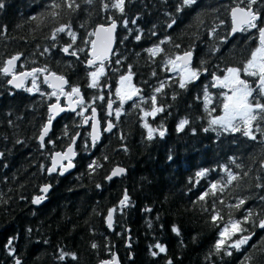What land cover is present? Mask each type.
<instances>
[{"label":"trees","instance_id":"trees-1","mask_svg":"<svg viewBox=\"0 0 264 264\" xmlns=\"http://www.w3.org/2000/svg\"><path fill=\"white\" fill-rule=\"evenodd\" d=\"M229 1L198 0L195 10L176 13L179 0H126L122 17L115 9L104 10L102 0H93L92 4L79 0L80 9L70 11L62 7L57 10L60 14L52 17L48 15L52 0H3L6 7L0 9V66L4 60L19 53L22 55L17 72L47 66L51 71L65 75L71 85L80 86L86 105L92 104L94 97L104 95L105 100L94 102L99 118L102 117L104 123L112 120L116 127L112 133H103L102 142L96 148L85 151L83 146L89 125L77 127L80 118L73 119V113H64L54 121L53 139L57 136L60 139L42 153L36 137L47 118L48 104L54 102L55 97L24 89L13 90L7 84L9 77L0 74V152L4 153L0 156V264H14L16 258L21 264H98L110 259L112 254L116 255L119 264H166L169 258L174 264H242L245 257H251L248 264H264V240L261 239L264 230L254 228L253 224L246 227L255 235L239 252L233 250L231 257L213 254L218 232L210 223L214 199L227 220L229 212L235 218L245 214L244 208L237 211L227 207L236 202L237 196L246 197V208L259 214L258 197L264 194L254 187L257 177L264 176L260 169V163L264 161V137L257 133L258 139L252 141L241 133L203 131L211 116L223 112L224 101L217 88L211 86L210 73L222 76L227 67L241 65L255 43L254 37L245 33L228 36ZM34 16L40 18L32 20ZM109 16L117 20L118 40L123 43H115L111 57L105 61V75L101 77L100 87L92 89L88 87L87 72L94 68L86 67L90 44L84 41L92 40L88 33L96 25L110 23ZM125 18L135 19L137 23H130L125 28ZM172 18L177 19L178 24L168 29L166 25ZM221 20L223 24H220ZM61 24L71 25L76 32L77 41L71 50L84 49L78 53L79 60L60 51L72 43L67 31L60 33L56 41L49 38L53 29ZM213 27H216V35L209 37L208 32ZM152 31L157 35L152 36ZM132 33L142 35V40L136 41ZM125 36L128 39L125 40ZM168 36L171 41L161 45L164 52L155 59L150 57L145 49ZM226 36L227 42L221 43L220 38ZM175 44L180 48L174 47ZM216 47L219 52L213 51ZM45 48L49 51L44 52ZM190 48H195L194 66L199 68L203 60L209 71L202 72L195 86L182 90L178 87V73L166 70V66L171 67L167 60ZM129 66L134 73L132 84L141 91L133 100L125 102L122 115L116 120L114 115L107 116L106 105L109 95L113 101L118 98L116 86ZM42 81L40 76V90L51 93ZM26 83L25 87H31V77ZM161 83L165 87L156 95L158 105L165 111L155 118L149 116L142 120L141 108L151 110L150 97ZM206 86L212 98L207 109L203 100ZM133 102L138 106L134 107ZM116 107L119 103L115 102L113 108ZM212 108L215 111L209 116ZM89 112L90 109L85 114ZM183 118H188L190 124L178 133L176 126ZM145 121L153 128L163 125L167 129L166 135L163 138L156 135L154 140L148 141L147 130L142 127ZM64 125L70 126V134L80 131L84 136V139H78L77 166L64 177L49 178L41 173L39 165H49L48 153L53 149L63 150L71 142L69 137L62 135ZM17 140L22 143L17 144ZM122 145L128 150L124 151ZM169 155L172 160L168 159ZM105 156L107 160H104ZM92 159H98L103 167L90 175L87 165ZM236 164L242 167L236 168ZM115 165L123 166L126 174L107 181L105 177ZM221 166L231 167L237 173L248 171L249 176L236 182L239 187L236 184L227 187L218 198L209 196L206 201H197L210 183L225 177ZM203 168L210 169L207 177L193 187L195 172ZM46 182L53 188L44 202L34 206L31 199L39 194V186ZM97 184L102 187L97 188ZM125 189L132 204L123 212L115 213V226L109 230L104 217L109 208L118 204ZM219 199L225 204L221 205ZM145 208L153 211L146 212ZM173 224L179 227L180 236L171 231ZM10 237H15L13 256H9L5 248ZM129 242L131 248L127 246ZM157 242L163 244L167 252L153 257L149 246ZM92 243L99 247L93 249ZM62 252L74 253L78 259L73 260L67 255L64 260H59Z\"/></svg>","mask_w":264,"mask_h":264},{"label":"snow or ice","instance_id":"snow-or-ice-1","mask_svg":"<svg viewBox=\"0 0 264 264\" xmlns=\"http://www.w3.org/2000/svg\"><path fill=\"white\" fill-rule=\"evenodd\" d=\"M87 4H92L93 0H84ZM102 6L104 10L109 8L115 9L123 17L126 11V0H109V2H103ZM198 6V0H179L176 5V13H183L186 9L195 10V7ZM6 7L3 0H0V9ZM62 7H67L70 11H76L80 9L79 0H52V3L48 5L50 11L48 15L52 17L58 16L60 13L57 11ZM167 14V13H166ZM232 27L231 31L228 33V36L234 37V34L237 32L251 31L256 30L258 33L259 45L251 52L250 58L243 64V67H227L224 75H217L216 72H211L212 79L214 83L212 87H220L226 89L227 91L221 93L224 98L222 105L223 114L219 116H211V112L215 111V108L209 110V116L211 118L208 120V127L204 128L203 131H216L218 133H241L244 137H247L249 140L256 141L258 139L257 133L261 137H264V0H239L235 3V6L230 9ZM40 17H31L32 20L39 19ZM111 21L107 25H98L92 32L88 33L89 36H94L96 39L85 40V44L91 45V50L87 53L90 57L86 61V67L89 69L94 68L87 72L89 78L88 87L92 89H97L100 87L101 77L105 75V61L109 59V54L113 52L114 43H123V40H118L117 34V20L113 16L107 18ZM199 19V16L197 17ZM136 24L137 21L132 19H123V26L128 28L129 24ZM202 23V21H201ZM224 21L221 20L220 24H223ZM178 24V20L175 18L171 19V22L167 23L166 27L172 29L175 25ZM155 27V25H153ZM2 30V29H0ZM71 38L72 43L67 44L62 47V51L65 55H70L80 59L78 53L84 52L83 48H77L76 50H71L73 45L76 44L77 34L72 30L71 25L61 24L59 27L53 29L51 36L49 37L52 41H56L60 33H65ZM136 41L142 40V35L132 33ZM152 36H156L155 31L151 32ZM216 35V27H213L209 30L208 36L214 37ZM124 39H128L127 36ZM228 37L220 38L221 43L227 42ZM171 37H165L160 40L159 43L153 44L152 47L145 49L150 57L155 59L159 54L164 52V49L161 45L169 43ZM174 47L180 48L179 44H175ZM49 48H45L44 52H48ZM214 52H219L218 47L213 49ZM22 54L12 55L8 59L2 62L0 66V74L4 77H10L7 79V84L12 86L15 89H24L29 93L39 92L41 96L47 95L49 98L55 97V103H49L47 109V118L41 124L39 133L36 137L40 150L43 151L47 149L48 145L55 146L56 142L60 139L57 136L53 139L54 134V121L61 115V113L71 112L74 114L73 119L76 117L80 118L77 127H83L85 125L90 126V131L87 132V139H85L84 150H90V148H96L102 142L103 133H112L113 129L116 127V124L112 120L102 122L103 118H98V110L95 106V100H105L104 95L93 98L92 104H85V99L81 95L80 86H73L70 84L68 78L65 75L57 74L54 71H51L47 66L44 67H33L27 71L17 72V62L21 59ZM116 63L119 64L120 60L117 58ZM195 48H190L185 50L182 54L175 55L174 58L169 57L167 60L166 70L177 72L178 73V87L180 89H187L190 85L195 86L196 82L200 79L202 72L207 73L209 69L205 66L206 61H201L200 67H195ZM98 65V66H97ZM21 67H23L21 65ZM241 73L246 77L256 78L252 84L248 80L241 78ZM132 67H128L126 74H121L119 78L120 87L116 88L115 95L119 97V107L113 108L115 101L111 99L109 95L107 101V116H115L116 120H119L122 115V110L124 108L126 101L133 100V97H136L140 93V89L136 88L132 84L133 79ZM155 75V73H153ZM43 76V83L48 85L49 88H52L51 93H44L40 90V84L38 83L39 77ZM31 77V87H25V81L27 78ZM254 85V86H253ZM65 86H68L70 90L66 91ZM164 83H161L158 87L154 88L153 94L150 97L151 100V110H145L141 108L144 117H153L155 118L157 114L165 111L163 106L158 105V93H161L164 89ZM61 97L66 98L67 106L61 105ZM176 97L173 96V99ZM203 100L205 108H208V105L212 103V98L209 95L208 87L206 86L203 93ZM133 106L137 107L138 105L133 102ZM90 109L91 114L86 115ZM190 124L188 118L180 119L176 126V131L183 132ZM142 127L147 130L146 139L152 141L155 139L156 135L160 138H163L166 135L167 129L161 125L159 128H153L150 124L145 121L142 124ZM193 129V133H195ZM63 136L69 137L71 143L68 144L66 148L61 151H55L54 149L48 153V159L50 164L46 165L41 163L39 165L41 173L46 174L47 177L51 178L53 176L64 177L66 174H70L76 165V157L78 155L77 146L78 139H84V136L80 132H76L74 135L70 134V126L64 125ZM123 139V137H121ZM90 141V143H89ZM264 142V141H262ZM17 144L22 142L17 140ZM124 151H127V147L123 146ZM0 156H4L3 152H0ZM108 157L105 156L104 160H107ZM169 160H172L173 157L169 155ZM235 164V160L232 161ZM7 167V165H4ZM103 167L98 159H92L91 162L87 165L88 173L91 175L97 171V169ZM242 165L236 164V168H241ZM260 169L264 171V161L260 163ZM210 169L203 168L195 172V183L199 184L200 181L207 177ZM221 171L225 173V177L219 181H215L209 184L208 189L203 191L197 201L203 202L209 196L218 198L219 193H223L224 190L230 185L236 184L243 177H248L249 172L244 171L242 173H237L232 170L231 167L221 166ZM126 174V169L121 166L114 167L110 174L106 175L105 179L107 181H112L116 177H121ZM239 187L238 184H236ZM97 188H101L102 185L97 184ZM254 187L258 190L264 191V176H258L257 182ZM53 188V185L50 182L43 183L39 186V194L34 195L31 199L33 205H40L48 198L50 190ZM24 199V197H21ZM260 204V212H257L254 209L246 208L247 198L237 196L236 202L231 205H227L230 209H235L237 211L244 208L245 214L240 218H235L231 212L228 214L227 220H225L224 215L221 210L217 208L216 200L214 199L210 214V223L213 227L218 229L217 239L213 244V254L231 257L233 255V250L239 252L244 245H247L249 241L255 235V232L252 231L247 225L253 224L254 228H259L264 230V194H261L258 197ZM196 201H194L195 203ZM221 205L225 204L223 199H219ZM132 204L131 197L128 193V190L125 189L122 195V198L118 201V204L112 208H109L107 215L104 217L105 223L109 229H113L115 226L114 215L117 211L123 212L124 209L130 207ZM208 211L207 208L204 209ZM144 211L152 212L151 208H145ZM159 219V217H157ZM152 226L151 221H149V227ZM163 227V225H162ZM31 231V229H29ZM171 231L177 236L181 235L179 227L175 224L172 225ZM119 234V233H117ZM15 237H10L5 245V248L8 251L9 256L15 255V248L13 247V241ZM130 239V238H129ZM195 239V237H194ZM264 240V237L261 238ZM183 241H181V244ZM129 248L132 247L129 242L127 245ZM91 247L97 249L98 244L92 243ZM253 247H256L253 245ZM264 247V246H262ZM153 249H158L155 251ZM259 250V249H258ZM149 252L153 257L158 256L161 253H166L167 248L157 242L154 245L149 246ZM67 255H71L73 260L78 259L77 256L72 253H64L58 257L59 260H64ZM131 258V256H130ZM251 257H245V261L242 264H248V261ZM14 264H21L19 258L15 259ZM99 264H119V261L115 254L111 255L110 259L101 260ZM166 264H174V260L169 258L166 261Z\"/></svg>","mask_w":264,"mask_h":264},{"label":"flooded vegetation","instance_id":"flooded-vegetation-1","mask_svg":"<svg viewBox=\"0 0 264 264\" xmlns=\"http://www.w3.org/2000/svg\"><path fill=\"white\" fill-rule=\"evenodd\" d=\"M236 2H239V0H230L229 1V10H228V30H227V34L231 31V27H232V25H231V15H230V9H231V7H233V6H235V3ZM248 34V35H252L253 37H254V39H255V43H254V46L251 48V51L248 53V56H247V58H246V60H245V62L250 58V56H251V52L259 45V39H258V33L256 32V30H251V31H244V32H238V33H235L234 35H237V34ZM232 37V36H231ZM245 62H243L241 65L239 64V66L238 67H243V64L245 63ZM225 73V72H224ZM224 75V74H223ZM241 78L242 79H246V80H248L249 81V83L250 84H252L253 82H254V80L256 79V78H253V77H246V76H244L243 75V73H241ZM211 79H212V76H211ZM212 81H213V79H212ZM213 83H214V81H213ZM254 86V85H253ZM217 89L216 90H218L220 93H223V92H225V91H227L226 89H223V88H220V87H216ZM222 96V95H221ZM224 98H223V96L221 97V100H223ZM63 100H64V98L63 97H61V102H63ZM116 102L117 103H119V99H117L116 98ZM98 117H99V115H98ZM105 126H106V123H105Z\"/></svg>","mask_w":264,"mask_h":264},{"label":"water","instance_id":"water-1","mask_svg":"<svg viewBox=\"0 0 264 264\" xmlns=\"http://www.w3.org/2000/svg\"><path fill=\"white\" fill-rule=\"evenodd\" d=\"M107 24H109V23H107ZM107 24H105V25H107ZM98 25H101V24H98ZM98 25H96L95 28H96ZM231 25H232V21H231ZM95 28H94V29H95ZM237 33H238V32H237ZM92 39H96V37L92 36ZM114 46H115V43L113 44V50H114ZM90 50H91V45H90V49H89V51H90ZM89 51H88V52H89ZM111 54H112V53L109 54V58H110ZM89 58H90V57L88 56V59H89ZM17 63H18V62H17ZM23 71H27V70H23ZM19 72H20V71H19ZM9 78H10V77H9ZM42 78H43V76H42ZM25 83H26V81H25ZM9 86H10V85H9ZM10 87H11L12 89H14V90H19V89H15V88H13L12 86H10ZM66 87H67V86H65V88H66ZM49 89L53 90L52 88H49ZM81 95H82V93H81ZM55 102H56V101H54V102H52V103H55ZM61 105H62V106H65V107L67 106V100H66V98H64L63 103H61ZM107 111H108V109H107ZM65 113H69V112H65ZM70 113H71V112H70ZM63 114H64V113H61V115H63ZM90 114H91V112H90ZM90 114H88V115H90ZM61 115H60V116H61ZM60 116H59V117H60ZM98 118H99V117H98ZM89 131H90V126H89ZM78 132H80V131H78ZM70 143H71V142H70ZM70 143H69V144H70ZM58 151H61V150H58ZM116 166H121V165H115L114 167H116ZM114 167H113V168H114ZM121 167H123V166H121ZM113 168H112V169H113ZM112 169H111V170H112ZM73 170H74V169H73ZM73 170H71V172H72ZM110 172H111V171H110ZM109 174H110V173H109ZM34 206H38V205H34ZM263 218H264V217H263ZM110 230H111V229H110ZM98 264H99V263H98Z\"/></svg>","mask_w":264,"mask_h":264},{"label":"rangeland","instance_id":"rangeland-1","mask_svg":"<svg viewBox=\"0 0 264 264\" xmlns=\"http://www.w3.org/2000/svg\"><path fill=\"white\" fill-rule=\"evenodd\" d=\"M176 73H177V72H176ZM117 87H120V83H119V82H118V85L116 86V88H117ZM115 92H116V90H115ZM118 99H119V97H118ZM222 114H223V112H222ZM222 114H221V115H222Z\"/></svg>","mask_w":264,"mask_h":264},{"label":"bare ground","instance_id":"bare-ground-1","mask_svg":"<svg viewBox=\"0 0 264 264\" xmlns=\"http://www.w3.org/2000/svg\"><path fill=\"white\" fill-rule=\"evenodd\" d=\"M75 169V168H74ZM110 230V229H109Z\"/></svg>","mask_w":264,"mask_h":264}]
</instances>
